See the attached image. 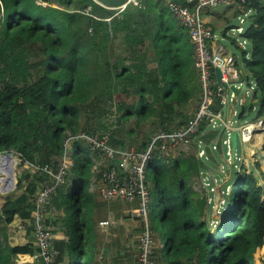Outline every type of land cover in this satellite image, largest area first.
<instances>
[{
  "label": "trees",
  "instance_id": "obj_1",
  "mask_svg": "<svg viewBox=\"0 0 264 264\" xmlns=\"http://www.w3.org/2000/svg\"><path fill=\"white\" fill-rule=\"evenodd\" d=\"M244 10L251 12L242 34L249 50L235 47L245 69L240 80L253 85L257 120L264 117V0H249ZM194 66L187 30L160 1L110 10L93 0H0V155H15L22 166L36 168L22 171L15 186L19 194L0 205V264L35 253L31 245H8L5 229L15 217L31 219L36 193L55 182L47 171L57 174L62 168L68 134L108 136L114 149L145 151L151 133L177 130L191 119L185 113L196 95L190 85ZM247 107H241L240 120L251 112ZM219 128L206 122L201 137H195L214 163L210 145L219 159L223 156L226 130ZM261 139L244 144L248 156L254 151L252 157L258 156ZM69 152L63 182L45 207L54 211L52 225L64 235L71 212L82 231L95 196L89 184L99 176L86 144L75 141ZM201 162L193 156L167 157L147 166V220L166 241L164 264H254L264 246V188L245 168L234 171L223 197L227 209L213 225L201 215L207 201L189 187L193 177L207 171ZM53 248L56 264L64 254L71 257L70 244Z\"/></svg>",
  "mask_w": 264,
  "mask_h": 264
},
{
  "label": "built area",
  "instance_id": "obj_2",
  "mask_svg": "<svg viewBox=\"0 0 264 264\" xmlns=\"http://www.w3.org/2000/svg\"><path fill=\"white\" fill-rule=\"evenodd\" d=\"M157 1L162 2L188 32L200 85V99L197 108L191 119L183 127L171 132L160 130L155 133L145 151L126 148L114 149L109 145V137L107 136L86 133H80L76 136L68 134L64 144L65 154L61 170L57 174L47 171L55 182L45 185L36 193L33 199L34 210L31 219L20 225V230L23 233L31 230L34 237L33 246L36 251L30 256L32 264H56L55 258L58 256V252L53 248L52 238L57 228L46 222L45 207L50 204L56 187L63 182L65 171L70 163L69 151L75 141L86 144L89 149V156L95 163L94 170L99 174L92 186L102 199H119L126 202L138 201L135 215L142 223V232L138 246L137 264H154L152 257L155 242L147 220L150 191L146 181V172L149 162L154 158L167 156L178 144L193 141L198 136L201 126L206 122L211 128L222 125L227 130L234 129L241 144L254 140L259 132H264V122L260 120L245 122L233 128L231 120L225 121L226 119H223L221 110L215 107L216 102L220 107L228 104L227 93L229 91L217 83L214 69H219L221 81L228 85L231 84V80L237 79L238 70L233 56L211 50L210 44L214 39V33L206 25L203 18L208 9L233 5L239 13L237 18L240 23H243L244 18H248L251 13L250 10H244V5L249 0H184V5L173 0ZM138 5L139 0H128L120 10ZM234 32L243 34L244 31L241 27L235 29L232 27L226 31L225 35L233 39L237 47L245 49L246 41L243 39L240 42L237 36L233 35ZM223 144L229 146L228 137L223 141ZM93 153L98 154V157ZM0 156L2 157V155ZM24 167L33 171L36 169L27 163L24 164ZM105 224L103 222L100 225Z\"/></svg>",
  "mask_w": 264,
  "mask_h": 264
},
{
  "label": "crops",
  "instance_id": "obj_3",
  "mask_svg": "<svg viewBox=\"0 0 264 264\" xmlns=\"http://www.w3.org/2000/svg\"><path fill=\"white\" fill-rule=\"evenodd\" d=\"M139 4H140V0H139ZM203 18L206 25L214 33V39L210 44L211 50L213 52L233 56L235 59V65L238 70L237 79L231 80L230 83L235 85L236 87H239L240 92L236 102H234L233 94L231 93L230 100L232 99L233 101L231 102L230 108L229 105L227 104L225 121L228 120L232 121V118L235 117L236 114L238 116L241 112V107L243 106H248V107L251 106L252 107L251 112L256 116L258 106L256 104V101L253 99V94H252L253 85H251V87H248L240 80L242 75L245 76V71H244L245 69L243 67L244 63L240 56V52L238 51V53H235L231 51L230 47L226 46L225 44V41H228L231 47L235 48L236 46L232 43V40L226 37V35L224 34V31H227L228 29L233 27L232 21L237 18L235 7L231 5L226 7H216V8L208 9L203 15ZM246 50H248V48ZM193 73L195 75V80L193 81V83L191 82L190 85L196 93V95L194 96V105L196 107L199 102L198 100L200 99V85L198 80V73L195 66L193 68ZM242 88H245V92L244 94L241 95ZM229 93L230 91L227 93V96L229 95ZM235 105H238V108L240 109L236 108ZM221 109L222 107L219 108V110ZM194 112L195 111L193 110L191 113L193 114ZM254 119L250 121L244 120L243 123L254 122L258 120L264 122V117L259 118L257 120ZM236 126H240V125L237 124ZM222 127L226 130L224 126ZM225 135L222 139L223 141L227 139L229 135V131L226 130ZM256 136H258L257 139L262 138L261 132H259ZM263 139H261L259 145L255 147V150L258 148V152H259L257 156L258 158L257 167L259 165L258 168L264 172V154L261 151ZM240 145H241V152L246 153L244 149V145L241 143ZM161 158H167V157H161ZM244 168L247 170V172H249L248 165H244ZM93 172H95L94 168H93ZM96 178L97 177H93V179H91L88 188L89 193L94 194L95 196L93 198V203L91 204V208L86 216V221L84 223L82 231L80 227L76 229V236H77L76 248H74V243L70 239L69 233L68 235H64L60 230L58 232L53 233V238H52L53 244L61 242L65 244H70L71 247V257L64 254L63 260L60 264H73L75 257H76V264H82V263L135 264L139 254L138 246L140 243L141 230H142V223L135 215V210L138 207V201L135 200L133 202H126L119 199H115V200L102 199L98 194V192L92 186ZM45 213H46L45 214L46 222L48 224H53L52 220L54 216L52 210L51 211L45 210ZM24 222L25 221H22L21 219L15 217L14 220L6 227L5 229L6 243L11 247L34 245V237L32 231L27 230L26 233H23L20 230V225H22ZM103 222L106 224L100 225ZM16 236H18L19 238ZM155 236H154L155 237L154 246L156 249V258L155 261L153 260V263L164 264L163 256L165 252L166 241L163 240L164 241L163 243V241L160 239V237L157 234ZM15 241H19L20 243L18 242L15 243ZM14 261L15 264H28L30 263V256L19 255L15 258Z\"/></svg>",
  "mask_w": 264,
  "mask_h": 264
},
{
  "label": "rangeland",
  "instance_id": "obj_4",
  "mask_svg": "<svg viewBox=\"0 0 264 264\" xmlns=\"http://www.w3.org/2000/svg\"><path fill=\"white\" fill-rule=\"evenodd\" d=\"M248 19V18H246ZM244 18V22L240 23L239 19L236 18L232 21L233 29L241 27L244 31L247 27V20ZM234 36H237L239 41L241 42L243 40L242 33H233ZM226 46L230 47L231 51L238 53V50L233 47H231L230 43L228 41H225ZM249 50L248 45H245V49ZM116 51L120 52L121 48L118 46L116 47ZM245 88H242L241 95L244 94ZM231 92L228 95V105L229 108L231 106ZM199 101V100H198ZM195 105L193 104L191 107H189L186 110V115L191 116L192 111L194 109ZM236 108H238V105H235ZM240 109V108H238ZM240 112V110H239ZM238 112V113H239ZM248 116L245 117L244 120L250 121L254 119L255 114L252 112L247 114ZM233 124V127H236L237 124L241 125L243 123V120H239L237 114L235 117L232 118L231 121ZM216 131H219V127L214 128ZM159 131V130H158ZM158 131H154L151 133V137L157 133ZM207 132H204L203 136L207 134ZM262 134V139L264 138V132ZM201 135V134H200ZM198 135L197 137L200 138L201 136ZM226 136V135H225ZM108 137V136H107ZM258 138L255 143L259 140ZM255 143L252 144L250 147H255ZM257 144V143H256ZM70 147V145H68ZM132 149H135L134 147H131ZM211 153L214 156V162L209 161L205 154V145L203 143H198L196 139L194 138V141H187L182 144H178L177 147L172 150L170 153L167 154L165 157H169L170 159H181V158H187L193 156L195 160L202 161L203 167L205 166L207 168V171H204L203 169L198 173L196 177H193V180L189 183V187L191 190H193L195 193L199 195L200 198L205 199L207 201V207L205 210L202 211V218L206 219L207 216L210 217V222L213 225H216V220L220 218L223 211L227 209V202L223 199V197L227 194V191L230 189V186L233 182V173L234 171H241L240 168H244V165H247L246 159L248 152L247 148L245 149V152H241V145L238 143L237 149H236V157L235 161L232 164V167H229V146L227 144H223L222 151L223 156L222 159H219L215 155L214 147L210 145ZM12 158H10L7 162L0 160V179L7 177L6 180L3 181V187H7L8 185H11L12 188H9L7 192H3L0 190V205L6 200V198L15 197L19 193L15 191V187H13V181L9 179V174H14V180L17 181V177L22 173L26 167L24 165L22 166L20 164V160L17 156L11 155ZM1 157V156H0ZM1 159V158H0ZM7 159V158H6ZM257 156L252 157L251 161V167L249 166V172L251 175H253L256 178L257 184L264 188V172L259 169V165L257 167ZM2 167V168H1ZM219 169V172L217 170ZM220 174V175H219ZM11 181V183H10ZM1 186V185H0ZM54 214V211H52ZM46 214V213H45ZM71 218H70V232L69 236L70 239L74 243V248H76L77 245V236H76V217L74 216V212H71ZM18 237V236H16ZM19 238V237H18ZM161 240H164V237L161 238ZM20 243L19 241H15V243ZM164 243V241H163ZM76 254V253H75ZM76 264V257L74 259V263ZM254 264H264V246L262 249L255 255L254 257Z\"/></svg>",
  "mask_w": 264,
  "mask_h": 264
},
{
  "label": "water",
  "instance_id": "obj_5",
  "mask_svg": "<svg viewBox=\"0 0 264 264\" xmlns=\"http://www.w3.org/2000/svg\"><path fill=\"white\" fill-rule=\"evenodd\" d=\"M96 4L110 10H118L121 7H123L128 0H93ZM181 5H184V0H173ZM214 75L215 79L218 84H220L222 87H224L227 91H230L233 94L234 102L237 101V97L240 92V88L236 87L233 84L228 85L227 83H224L221 81V73L219 69L215 68L214 69ZM233 100H231L232 102ZM226 111H227V105L222 106L221 112H222V117L225 119L226 117ZM228 131V130H227ZM228 140H229V163L233 164L235 161L236 157V149L238 145V136L237 133L234 129L229 130V135H228ZM2 157L10 159L12 158L11 154L9 153H4ZM13 181V187L16 186V182L14 180V175L11 179ZM9 188H12L11 185H8L7 187H0V190L3 192H7Z\"/></svg>",
  "mask_w": 264,
  "mask_h": 264
},
{
  "label": "bare ground",
  "instance_id": "obj_6",
  "mask_svg": "<svg viewBox=\"0 0 264 264\" xmlns=\"http://www.w3.org/2000/svg\"><path fill=\"white\" fill-rule=\"evenodd\" d=\"M255 138H257V136L255 137ZM253 140H251V141H249V142H246V143H244V144H246L247 146L252 142ZM243 144V145H244ZM245 148V147H244ZM255 152V151H254ZM254 152H253V154H254ZM253 154H251V155H249L248 157H247V159H246V161H247V163H249V160H250V158L252 157V155ZM1 159V161H8L9 159H6V158H4V157H0ZM248 166H249V164H247ZM2 168V167H1ZM13 173L12 174H9V179H12V177H13ZM10 183H11V181H10ZM5 187V186H4Z\"/></svg>",
  "mask_w": 264,
  "mask_h": 264
},
{
  "label": "clouds",
  "instance_id": "obj_7",
  "mask_svg": "<svg viewBox=\"0 0 264 264\" xmlns=\"http://www.w3.org/2000/svg\"><path fill=\"white\" fill-rule=\"evenodd\" d=\"M234 128V127H233ZM227 130V129H226ZM229 131V130H228ZM238 136V135H237ZM238 143L240 144V141H239V139H238Z\"/></svg>",
  "mask_w": 264,
  "mask_h": 264
}]
</instances>
